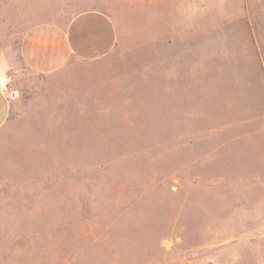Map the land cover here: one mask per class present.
<instances>
[{
    "label": "rangeland",
    "instance_id": "1",
    "mask_svg": "<svg viewBox=\"0 0 264 264\" xmlns=\"http://www.w3.org/2000/svg\"><path fill=\"white\" fill-rule=\"evenodd\" d=\"M89 9L110 54L24 66ZM0 85V264H264V0H0Z\"/></svg>",
    "mask_w": 264,
    "mask_h": 264
},
{
    "label": "crops",
    "instance_id": "2",
    "mask_svg": "<svg viewBox=\"0 0 264 264\" xmlns=\"http://www.w3.org/2000/svg\"><path fill=\"white\" fill-rule=\"evenodd\" d=\"M118 29L106 12L89 9L75 14L66 25L39 22L22 35L20 53L31 72L50 75L72 63L96 61L116 47ZM10 116V101L0 85V128Z\"/></svg>",
    "mask_w": 264,
    "mask_h": 264
}]
</instances>
